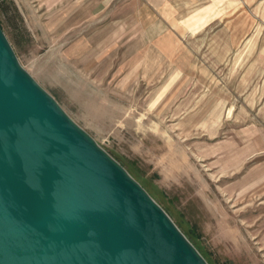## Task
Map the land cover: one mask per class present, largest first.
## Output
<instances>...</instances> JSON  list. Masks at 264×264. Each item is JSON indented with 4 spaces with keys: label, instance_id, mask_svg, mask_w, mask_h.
<instances>
[{
    "label": "rangeland",
    "instance_id": "rangeland-1",
    "mask_svg": "<svg viewBox=\"0 0 264 264\" xmlns=\"http://www.w3.org/2000/svg\"><path fill=\"white\" fill-rule=\"evenodd\" d=\"M0 26L208 264H264V0H0Z\"/></svg>",
    "mask_w": 264,
    "mask_h": 264
},
{
    "label": "water",
    "instance_id": "water-1",
    "mask_svg": "<svg viewBox=\"0 0 264 264\" xmlns=\"http://www.w3.org/2000/svg\"><path fill=\"white\" fill-rule=\"evenodd\" d=\"M0 264H208L21 65L1 26Z\"/></svg>",
    "mask_w": 264,
    "mask_h": 264
}]
</instances>
